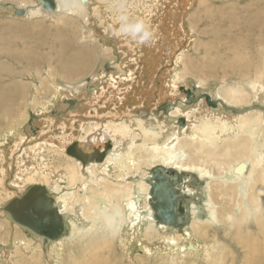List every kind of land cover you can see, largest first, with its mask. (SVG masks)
<instances>
[{
	"label": "bare ground",
	"instance_id": "bare-ground-1",
	"mask_svg": "<svg viewBox=\"0 0 264 264\" xmlns=\"http://www.w3.org/2000/svg\"><path fill=\"white\" fill-rule=\"evenodd\" d=\"M56 1V11L50 12L36 0H0L3 23L72 19L81 29L77 39L59 30L50 43L42 42L48 50L0 47L1 59L28 64L19 71L0 61V233L9 237L0 242V264H148L155 259L190 264L186 258L192 256L205 264H264V110L253 103L264 104V8H239L255 16L244 20L237 0H128L132 15L151 16L146 21L155 37L144 45L115 35L118 17L106 0ZM213 1L225 3L221 20L230 24L228 50L234 60L223 65L226 72L212 92L243 109L236 113L207 107L206 97L194 105L183 103L187 88L179 84L188 75L202 88L216 80L213 67L222 64L220 56L199 66L182 49L163 71L162 83L151 75L170 61L168 44L180 50L190 39L188 47L208 56L209 44L195 40L185 23L195 34L196 22H202ZM160 43L168 45L166 54H159ZM113 58H119V72L95 71L98 61ZM41 61L48 64L43 77L30 69ZM90 72L91 81L81 79ZM230 75L239 83H223ZM146 82L147 91L142 88ZM147 96L150 111L145 109ZM166 99L173 104L167 114L159 106ZM70 101L79 109H67ZM61 109L67 113L58 118ZM73 144L78 147L74 153H84L88 161L69 152ZM100 151L106 154L97 161ZM169 169L185 177L197 174L202 187L190 180L180 185ZM159 171L173 179L177 207L184 206L182 198L200 200H191L189 211L184 206L189 216L185 226H180L181 215L174 224L155 217L150 190ZM35 186L41 188L30 204L50 197L64 220V232L56 239L45 240L7 210ZM228 236L233 244L224 241ZM118 244L123 251L119 258Z\"/></svg>",
	"mask_w": 264,
	"mask_h": 264
},
{
	"label": "rangeland",
	"instance_id": "rangeland-1",
	"mask_svg": "<svg viewBox=\"0 0 264 264\" xmlns=\"http://www.w3.org/2000/svg\"><path fill=\"white\" fill-rule=\"evenodd\" d=\"M177 2H178V0H177ZM211 3H210V5H207L208 6L207 8L209 10L203 14L204 16H203L202 22H200V21L196 22L197 27H196L195 34H193L191 30H189L190 24L189 23H185V27L188 30V33L190 35H195V37H194L195 40L200 38L201 41H203L204 44H209L210 53L208 54V56L204 55V51L202 49H199L198 51H195L193 49V47H191V46L188 47L187 45H189L190 39L188 41L184 42V43H181V41H180L181 46H182L180 50H179V48L177 46L175 48H173V46L171 44H168L170 47H172L171 48L172 49L171 53L173 54L171 57L169 56L170 57V61H167V62L165 61L163 63V65H165L166 68H164V67L160 68L158 66V67L155 68V70L153 69L154 72L151 75H153L154 81L158 80L160 83H162L161 81L163 80V77H162L163 71L166 70L169 66L171 67L172 64L174 65V63H175L174 62L175 61V56L174 55H178L180 52H182V49L185 50V51L187 50V52L189 54H191L195 59H197L198 62H199V66L200 65L203 66L206 61L216 60L217 57L220 56L222 64L220 66H214L213 67L214 68V74L218 77L216 80L209 81L208 84L204 85V88H202L203 86H201L198 83L199 81H198L197 78H195V76L188 75L187 77H189V78H186L187 79L186 82L184 81L183 83L179 84V87H181V88L184 87L185 89L187 88L186 89L187 92L185 93L186 98H185L183 103L185 105H187V104L188 105H194L196 102H200L201 99L203 100V98L206 97L205 101L203 102L204 105L207 106V103H208L207 102V98L210 99V103H208L207 107H209L211 109H214V108L219 109V107H224L227 110H232V111H234L236 113L237 111H241L243 109L242 108H238L236 106H233L231 104H228L224 99L221 100L220 97L216 96L212 92L213 89H214L213 88L214 84L216 82H220V79L223 78V74L226 72L225 68L223 67V65L225 66V63H227L228 61H233L234 60V55H233V53L230 50H228V43L230 41L229 34H228L229 33L228 32V28H229L230 24L223 23V21L221 20L222 17H223L222 14H221V11L226 8L225 3L223 1H220V2H214L213 1ZM235 4H236L235 5L236 9H238V10H241L244 6H248L251 9L253 7V5L254 6L257 5L256 7L259 6L260 8H264V0H259V1L258 0H237V2H235ZM188 5H189L188 8H190V4H188ZM162 6H163V10H165V11H166V9H169V6L166 7L167 3H166L165 6L164 5H162ZM193 6H194V9L198 8V4H196V5L194 4ZM239 8H241V9H239ZM152 10L154 11L153 8H152ZM182 10H183L182 12H184V10H185L183 5H182ZM192 11H193V9L188 11L189 14ZM182 12L179 10L178 11L179 15L182 14ZM248 12H249V10H248ZM248 12H247V15H246L245 11L241 10V13L246 15L245 17H243L244 20H247V19L251 20V19H253L255 17L254 14L251 13L252 11H250L249 13ZM145 14H146V18L145 19L148 21L151 16H150L149 12L145 13ZM187 14L188 13H186L185 16ZM133 15L134 16H138L139 12H135ZM143 16H144V14H143ZM114 17L116 18V16H114ZM181 18H182V16H181ZM179 19L180 18H177L178 23H179ZM223 19H224V17H223ZM167 24H169V22H167ZM179 24H178V27H179ZM59 30H61V32L70 33V36L72 38H76V39L79 37V35L81 33V29H80L78 21L77 20L75 21V20H72V19H68L67 21L58 20V21H54V22H53V20L50 21V19H47V20H45V19L44 20H41V19L40 20H22V23H14V24H13V22L7 23L5 21L3 23V22L0 21V47L1 48L9 47V48L17 49L19 51H23L25 49H29V50H32V51H35V52H38V51H41V50H48L47 48L42 47V42L44 41L45 43H50L53 40L54 35L56 33H58ZM188 38H190V37H188ZM175 43H177V42L175 41ZM183 44H184V46H183ZM163 45L166 46L165 43L162 44V45H161V43L159 44V46L162 48L161 50L158 51L160 55L166 54L165 51L167 50L168 45H167V47H164ZM45 46H48V44H45ZM218 49H219V51H218ZM113 54L115 56L119 55V53H116V51H114ZM122 56H123V54H120V58ZM5 60H7L9 62V65H12V66L14 65L13 67L16 68L19 71H22V70H25L26 68H28V64L25 61H19L20 62L19 63V62L15 61V60H12V59H9V58H6V57L5 58L3 57L2 59L0 58V61H5ZM118 61H119V58H115V59L113 58V60L105 59L102 63H101V61L100 62L98 61L97 65L95 67V71L100 73V74L101 73H106L107 74V72L109 73L111 71L119 72L118 69H117V65H116L118 63ZM181 67H182V65H181ZM47 68H48L47 62H45V61L42 62L41 61V64H39L37 66H32V68H30V69L33 72H35V70L38 69L40 71L42 77H43V75H46V72H44V71ZM24 75L26 77L25 71H24ZM92 75H93V72H92V74L90 72V73L84 75L83 76L84 78H81V79H83L85 81H91L90 79H91ZM148 80H149V78H148ZM147 82L142 84V85H144L142 87L143 90L147 89L145 87L147 85ZM223 83H225V84H236V83H239V81L234 79L230 75L229 77L226 78V81H224ZM138 88L140 89L139 93L141 94V92H142V95H144L145 92L142 90L141 87H139V85H138ZM192 88H194V89L192 90ZM189 89H191V93H189ZM89 90H90V92H92L91 89H89ZM145 91H147V90H145ZM177 91H179V90H177ZM149 98L150 97L147 96V100ZM167 101L168 100L166 99L165 103H162V104L158 103L160 108H161L160 110H164L166 114L169 113L173 109V104H170V103L167 104ZM151 102H152L151 98L148 101H146V103H147V104H145V109L146 110L150 111L149 108L151 106ZM171 103H175V100L171 101ZM253 103H255L254 104L255 106H257V107L260 106V108L264 110V106H263L264 104L263 103H261V102L258 103V102H255V101ZM67 109H69V110L70 109L71 110L72 109H79V107H78L77 103L73 104L70 101V103L67 106ZM142 111H144V110L139 108V112H142ZM32 112H33V110L31 109V114H33ZM65 113H67V111H63L61 109V111H58L57 117L61 118L62 115H66ZM170 170L171 169H169V171H168L169 174H170L169 176L173 177V175H174L178 179V182L179 183L181 182L180 185H182L183 182H186L187 180L189 182V180H190V184H192L196 188L202 187L200 184H201V182H203V180H201V178L198 177L197 174H195V173L191 174V175L189 174L187 176L189 178H187V177H185V175L177 172L176 170H173V171H170ZM182 200L184 201V206L188 209V211H189V206L192 203L191 200H194V201L200 203V200H199V198L197 196L193 197V199L189 198V200L187 198H182ZM182 218H183L182 219L183 223L181 222L180 226L187 225L189 216L188 215L182 216ZM218 231H219L220 235H223L222 233L225 232L223 230V228L218 230ZM12 234H13V231H11V235ZM12 237H14V236H12ZM8 240H9V237L6 234L0 233V242H4V241H8ZM224 241L226 243L228 242V244H233L231 236L226 237L224 239ZM46 242H48V241H46ZM69 249H70V247L66 246L65 252H67ZM116 252H117L116 253V257L117 258L123 256V251L121 250V246L119 244L116 245ZM186 260H187L188 263L191 264L192 261L196 260V257L192 256L191 259L187 257ZM196 261H197L198 264H205L204 260H200L199 259V261L198 260H196ZM143 263L145 264V262H143ZM159 263L160 262L157 259H155L154 261L152 260L148 264H159Z\"/></svg>",
	"mask_w": 264,
	"mask_h": 264
},
{
	"label": "water",
	"instance_id": "water-1",
	"mask_svg": "<svg viewBox=\"0 0 264 264\" xmlns=\"http://www.w3.org/2000/svg\"><path fill=\"white\" fill-rule=\"evenodd\" d=\"M42 3L43 9L46 11H56L57 1L56 0H36ZM23 10H17L18 15H22ZM207 102L210 103V99L207 98ZM109 148V147H108ZM69 152L81 159L83 162L88 161L84 153L77 154L74 150L78 149L77 144H73L69 148ZM106 150V149H105ZM103 150V151H105ZM106 152H99L96 156V160L104 158ZM91 158V157H90ZM152 188L150 190V203L154 210L155 217L164 223L174 224L177 222L179 215H186L185 207L180 203L177 207V196L178 189L172 178H169L166 174L161 171L153 174ZM39 186L31 187V189L22 198L13 199L8 207L12 214V217L21 225L30 228L33 232L39 236H43L45 239L53 240L61 236L64 232V220L57 212L53 199H43V193L45 192L42 187L39 198L43 199L42 203L36 202L30 204L32 194H35L39 190ZM175 211L178 214H175Z\"/></svg>",
	"mask_w": 264,
	"mask_h": 264
},
{
	"label": "clouds",
	"instance_id": "clouds-1",
	"mask_svg": "<svg viewBox=\"0 0 264 264\" xmlns=\"http://www.w3.org/2000/svg\"><path fill=\"white\" fill-rule=\"evenodd\" d=\"M107 7L114 9L118 24L115 35L125 36L139 44L149 45L154 41L155 33L145 18L131 13L128 0H106Z\"/></svg>",
	"mask_w": 264,
	"mask_h": 264
}]
</instances>
